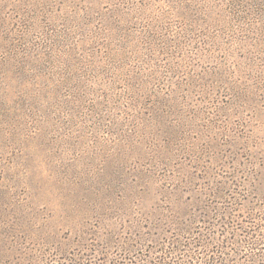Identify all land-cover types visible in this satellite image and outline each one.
<instances>
[{
  "label": "rangeland",
  "instance_id": "rangeland-1",
  "mask_svg": "<svg viewBox=\"0 0 264 264\" xmlns=\"http://www.w3.org/2000/svg\"><path fill=\"white\" fill-rule=\"evenodd\" d=\"M177 258L264 264V0H0V264Z\"/></svg>",
  "mask_w": 264,
  "mask_h": 264
},
{
  "label": "trees",
  "instance_id": "trees-1",
  "mask_svg": "<svg viewBox=\"0 0 264 264\" xmlns=\"http://www.w3.org/2000/svg\"><path fill=\"white\" fill-rule=\"evenodd\" d=\"M178 242V241H177ZM178 244H181L180 242L178 243ZM182 245H184V244H182ZM180 250V248L179 247H176L174 250ZM187 257H189V258H191L192 259V257H191V255H189V256H186V258ZM214 259H212V261H213ZM177 263H180V264H187V263H190V261H188V260H185L184 258H177ZM186 261H187V263H186ZM209 263V262H208Z\"/></svg>",
  "mask_w": 264,
  "mask_h": 264
}]
</instances>
